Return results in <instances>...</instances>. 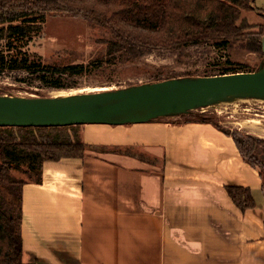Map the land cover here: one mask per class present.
Wrapping results in <instances>:
<instances>
[{
  "label": "crops",
  "instance_id": "0c3cea01",
  "mask_svg": "<svg viewBox=\"0 0 264 264\" xmlns=\"http://www.w3.org/2000/svg\"><path fill=\"white\" fill-rule=\"evenodd\" d=\"M108 126L128 130V137L143 143L160 163L86 152L79 158L46 160L41 182L23 185L22 259L26 230L32 240L43 234L53 252L76 264H264L261 179L231 135L212 122L192 119ZM249 168L254 174L250 184L244 174ZM56 180H62L65 193V226L53 216ZM226 185L248 187L254 207L242 211ZM63 226L60 246L57 231Z\"/></svg>",
  "mask_w": 264,
  "mask_h": 264
},
{
  "label": "rangeland",
  "instance_id": "374dc122",
  "mask_svg": "<svg viewBox=\"0 0 264 264\" xmlns=\"http://www.w3.org/2000/svg\"><path fill=\"white\" fill-rule=\"evenodd\" d=\"M252 6V10L244 11L242 15L252 24V30L258 31L259 26L264 23V0H254ZM262 32L264 34V25ZM263 34L262 46L259 49L249 46L246 40H231L226 44L211 41L168 49L130 46L123 52L108 55L106 44L111 39V34L107 28L69 14H50L46 17L42 31L25 47L30 57L39 61L41 65L60 66L77 63L82 66L77 69L78 71L71 72H53L46 68L1 72L0 95L43 98L57 96L59 92L72 95L102 89L129 88L169 78H198L257 70L264 66ZM201 112L223 130L237 133L244 139L253 137L254 154L264 163V100L253 95L228 96L222 102L195 106L185 112L169 113L157 118L188 120ZM108 125L114 124L73 123L69 127L73 133L77 131L81 141L87 145L86 153L89 156H122L126 155L124 152L129 148L131 153L137 157L142 156L143 159L150 161L151 165L160 163L158 159L150 158L151 154L143 143L134 142L128 137V130L121 126L113 128ZM158 133L156 131L155 139H158ZM172 148L169 147V150ZM197 150L201 149L196 148L195 151ZM207 152L209 155L213 154L212 150ZM246 164L249 167L247 162ZM251 170L249 168L244 171L245 176H248V184L254 182L251 179L254 176ZM13 173L33 183V178H29L25 172L13 170ZM52 194L54 219L59 226L63 222L65 226L64 210L61 209L65 195L62 180L55 181ZM35 212L38 219L42 218L40 206L36 207ZM64 226L57 231L60 235V239L57 237L60 240L56 241L57 245H60V242L64 244L62 237ZM31 232H34V235L37 233L32 229ZM23 236L25 263L76 264L75 259H68L63 253L53 252L46 245L43 234L38 236L39 240L36 236L32 240L27 237L24 230ZM132 261L136 263L135 260Z\"/></svg>",
  "mask_w": 264,
  "mask_h": 264
},
{
  "label": "trees",
  "instance_id": "16d2710c",
  "mask_svg": "<svg viewBox=\"0 0 264 264\" xmlns=\"http://www.w3.org/2000/svg\"><path fill=\"white\" fill-rule=\"evenodd\" d=\"M253 2L0 0V73L38 68L53 72L78 71L82 65L77 63L41 65L25 48L42 31L50 14H69L107 28L111 34L106 44L108 55L123 52L130 46L168 49L211 41L226 44L231 40H246L249 46L259 49L264 23L254 31L252 24L242 15L253 9ZM192 120L209 121L218 127L202 112ZM218 128L231 135L243 160L258 171L264 196V163L254 154L255 139L251 136L244 139L237 133ZM76 132L73 133L69 125H0V264H35L25 263L22 259V190L28 181L16 176L13 170L25 172L35 183L41 182L46 160L79 158L85 154L87 145ZM130 151L127 148L124 153L135 156ZM225 189L242 211L254 207L255 201L248 187L226 185Z\"/></svg>",
  "mask_w": 264,
  "mask_h": 264
},
{
  "label": "water",
  "instance_id": "95a60500",
  "mask_svg": "<svg viewBox=\"0 0 264 264\" xmlns=\"http://www.w3.org/2000/svg\"><path fill=\"white\" fill-rule=\"evenodd\" d=\"M235 95H264V66L251 71L169 78L129 88L72 95L43 98L0 95V125L145 122Z\"/></svg>",
  "mask_w": 264,
  "mask_h": 264
},
{
  "label": "bare ground",
  "instance_id": "6f19581e",
  "mask_svg": "<svg viewBox=\"0 0 264 264\" xmlns=\"http://www.w3.org/2000/svg\"><path fill=\"white\" fill-rule=\"evenodd\" d=\"M57 96H60V95H66L65 93H62V92H59L56 94ZM235 96H238V95H235ZM257 98H260L262 100H264V95H258ZM224 100H221L220 102H222Z\"/></svg>",
  "mask_w": 264,
  "mask_h": 264
}]
</instances>
